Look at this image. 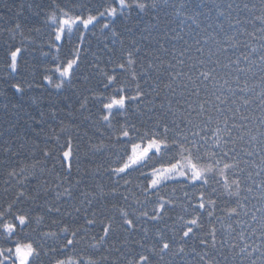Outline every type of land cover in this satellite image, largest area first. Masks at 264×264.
Wrapping results in <instances>:
<instances>
[{
  "label": "snow or ice",
  "instance_id": "1",
  "mask_svg": "<svg viewBox=\"0 0 264 264\" xmlns=\"http://www.w3.org/2000/svg\"><path fill=\"white\" fill-rule=\"evenodd\" d=\"M72 3L75 8L61 7L48 17L47 44L39 46V58L33 53L31 64L24 57L26 49L5 50L7 71L0 79L21 97L25 85L63 96L69 115L71 92L85 124L93 122L99 106L101 119L95 121L92 135L101 143L89 139L81 156L74 140L84 138L76 125L75 138L69 134L61 143L57 135L54 150H43L45 164L51 160L52 167H42L41 172L54 173L51 181L29 188L28 177L21 181L15 170L8 173L5 203L0 204V264H264V26L258 37L249 34L260 45L250 47L237 39L244 34L239 19L228 25L236 35L224 29L233 4L213 0L209 12L215 10L217 21L207 27L223 34L222 40L196 32L190 44L176 33L171 37V60L165 63L159 53H169V48L160 38H151L156 25L141 28L137 20L126 27L131 42L118 60L112 59L116 49L107 43V60L100 52L89 60V34L95 36L97 27L115 44L117 21L133 13H152L155 21L162 7L175 5L169 0H99L98 7L80 0ZM200 15L196 11L187 17L189 27L195 25L193 31L201 27ZM259 19L264 25V17ZM19 28L17 24L11 30ZM181 40L184 45L177 54ZM66 46L68 56L62 59ZM241 47L245 51L232 59L229 53ZM21 61L26 70L31 68V79L27 71L21 72ZM257 74L259 84L250 87L248 76L255 79ZM9 107L14 114L23 111L10 101L6 112ZM58 112L52 105L51 113L40 111L38 117L28 118L42 131L45 116L56 119ZM14 127L10 123L6 131ZM65 131L61 121L60 132ZM52 140L44 137L46 145ZM89 155L108 161L103 167L107 184L98 179L100 166L91 171V160L81 173ZM133 176L138 183L133 184ZM13 179L20 190L9 198ZM85 242L86 247H79Z\"/></svg>",
  "mask_w": 264,
  "mask_h": 264
},
{
  "label": "trees",
  "instance_id": "2",
  "mask_svg": "<svg viewBox=\"0 0 264 264\" xmlns=\"http://www.w3.org/2000/svg\"><path fill=\"white\" fill-rule=\"evenodd\" d=\"M80 2L93 4V7L99 6V0H96L95 3H93V0H80ZM216 2L221 4L231 2L234 6L231 10L230 19L223 21L224 29L228 35H236V33L230 29L228 25L229 23L235 24V21L239 19L241 21L239 32L244 34L238 36L237 39L241 42H247L250 47L259 48L260 45L257 40L253 39V35L258 37L261 34V27L264 26L261 24V19H259L264 17V0H216ZM169 3L170 5H175V7H162L158 13H156L158 19L155 21L151 19L152 13L144 14L139 17L133 13L131 18L125 21H117L115 28L118 30L119 36L115 44H112L110 34L106 39L104 35L99 33V28L97 27L95 36L89 34V40L91 43V50L88 55L89 60L92 59V54L97 52H100L102 54V58L107 60V56L103 55V46L105 43L108 44L109 48L116 49L115 55L112 59L114 61L118 60L122 53H126L128 45L131 42V38L126 31V27L135 26L137 20L140 21L139 26L141 28L153 23L156 25L155 30L151 33V38H160L161 42L165 43L169 48V53H159V55L165 60V63L171 60L170 52L172 50V43L174 42L171 37L176 33L182 35L184 40H188L190 44L194 43L193 37L196 36V32H201V37L211 34L216 36L217 39H224L223 34H217L212 28L207 27L209 24L215 25L217 21L215 10L209 12V9L212 7L213 0H169ZM181 3H184L185 7L179 9V5ZM197 4L202 5V7L197 8ZM245 4L248 5V9L244 8ZM237 5L238 7H236ZM61 7L68 9L75 8V5L72 3V0H0V77H2L7 71L3 64V60L5 50L9 46L26 49L24 57L30 64L33 59V53L37 58H39L38 48L42 44L46 45L49 38L48 34L50 29L48 25L51 21L48 20V17L53 15L57 9ZM76 10L78 11V9ZM178 10L180 14H178ZM196 11L201 13V15L197 18L201 27L200 29L193 31L195 25L189 27L191 22L187 20V17L189 15H193ZM181 20H184L183 25L181 24ZM17 24L20 25V28L13 32L11 29H13ZM201 29H206V31L202 32ZM165 33H167V35H165ZM138 36L139 33L137 32V38ZM121 40H123V43H121ZM155 43L156 40L152 39V44L155 45ZM183 45V40L177 42V54L179 48L183 47ZM222 46L226 47L227 45ZM148 50L153 51V48L150 47ZM244 51L245 49L241 47L239 51L235 52V54H232L231 52L229 54L232 55V59H235L236 56H239L241 52ZM205 52L207 53V49ZM60 56L62 59L67 58V46L64 48L63 52L60 53ZM253 59L258 60V56H254ZM221 60L223 63H227V60H224L223 57H221ZM144 62L146 63L147 61L145 60ZM101 66L103 67V65ZM245 66L246 65L242 62L241 67ZM20 67L21 72L23 73L27 71L28 79H31V68L26 70L24 68L23 61H21ZM185 71H187V69H185ZM220 75L223 76V70L220 71ZM247 82L250 87L258 85L260 82L259 74H257L255 79L251 78L249 75ZM94 83L95 81L92 82V84ZM220 83H223L222 79L220 80ZM244 83L245 78L241 77L240 85L243 86ZM5 85L6 81L0 79V204L5 203V187H7L5 180L9 179L8 173L10 171L15 170L17 173L16 179L21 181H23L25 177H28L29 182L26 186L29 188L35 186L39 182H43L45 180L51 181L53 179L54 173H42L41 168L52 167L51 160L47 161L45 164L43 150L46 148L54 150V139L57 135L61 137V143H64L69 134H71L74 138L76 137V125H80L79 135L84 139H76L74 142L79 144V154L81 156H83L88 149L89 139L92 144L101 143V138L99 136L92 135V132L96 130L93 126L95 121L101 119L99 115V106L93 113V122L85 124L81 114L75 110L79 108V104L76 102V98L72 97L71 92L68 93V96L71 97L73 109L71 110V115H69V109L66 107V101L63 96H49V93L43 89L32 88L29 90L25 85L26 91L23 97H21L15 94L10 87L6 88ZM91 86V84L88 85V87ZM233 86H235V84H233ZM209 88H211V84H209ZM80 90L83 92L84 87L82 86ZM257 91H259V88H257ZM201 95L203 96L204 93L202 92ZM5 97H7V100ZM33 98L38 100L37 104L32 103ZM9 101L19 105L23 111L14 114V110L9 107L6 112L5 105L8 104ZM157 103H159V101H157ZM52 105H55L59 109L58 117L56 119H52L50 115H46L44 118L46 123L43 125L42 131H40L41 126L35 125L28 117L29 115L38 117L40 111L51 113ZM253 107H255V105H253ZM256 115H259V112H257ZM170 118L171 117H169V119ZM139 119L143 120L146 119V117L141 116ZM61 121H63V127L67 129V131L63 133L60 132ZM10 123L14 124L15 127L11 131H6V129L9 128ZM212 127H215L214 123ZM33 128H36L38 131L33 132ZM100 130H103L102 127H100ZM86 132L88 133L87 136H85ZM45 136L53 137V140L49 141L47 145L44 143ZM104 142H107L106 136L104 137ZM5 149H10L11 151L6 152ZM257 159H259V157H257ZM89 160L92 161L91 171H96L97 166H100V176L98 179L107 184L108 181L103 175V167L108 166V161L101 155H89V158L83 160L81 163V173L89 168ZM21 169H24L23 176L20 175ZM73 173L74 182L75 178H77L76 169H73ZM32 176L37 177V180H32ZM16 179L12 180V187L9 188V192L7 194L9 198H11L16 191L20 190L19 186L16 184ZM88 183L94 188L93 181L90 180ZM135 183H138V181H136L133 176V184ZM121 184H123V181H121ZM170 191L171 186H169V189L165 190L166 193ZM178 195L182 196L183 193H178ZM41 203H43V200ZM70 203H78V199ZM37 211L40 210L38 209ZM176 211L179 212L180 210L177 209ZM189 211H191V209H189ZM99 234H102V232ZM91 242L94 243V241ZM86 245L87 242L83 243L79 247H86ZM98 256L99 254H97L96 258H98ZM192 264H195V262L193 261ZM246 264H250V262H246Z\"/></svg>",
  "mask_w": 264,
  "mask_h": 264
}]
</instances>
